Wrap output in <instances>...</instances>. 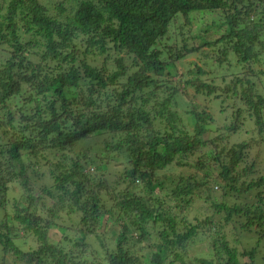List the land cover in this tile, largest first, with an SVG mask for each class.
<instances>
[{"label": "trees", "instance_id": "trees-1", "mask_svg": "<svg viewBox=\"0 0 264 264\" xmlns=\"http://www.w3.org/2000/svg\"><path fill=\"white\" fill-rule=\"evenodd\" d=\"M260 147L264 0H0V264H258Z\"/></svg>", "mask_w": 264, "mask_h": 264}, {"label": "rangeland", "instance_id": "rangeland-1", "mask_svg": "<svg viewBox=\"0 0 264 264\" xmlns=\"http://www.w3.org/2000/svg\"><path fill=\"white\" fill-rule=\"evenodd\" d=\"M192 17H193V25H192V29H190V31H191L192 36L193 35L195 36V38L192 41V43H194L195 45H199L202 42L200 39L201 38L200 35H203L205 33L204 30H205L206 24L211 23V21L215 22L214 26L211 28L212 34H214L215 32L219 33V32L224 30V28H220L217 25V23L220 20H222V16L219 15V12L211 13L208 11H197V12H194L192 14ZM207 36L210 37L209 34ZM200 57H201L200 52H198V53L191 55L188 58V60H198ZM181 71H184V68H182L180 70V73H181ZM174 79H178V77L175 76ZM197 100L199 102H201V104H203V105L204 104L209 105L211 107V109L214 110V114L216 116V121L214 123H212L211 126H209V131L204 134L205 139L213 138L215 135H217L218 133H220L222 130L225 129L224 128L225 124H229L231 122V119H233L231 116V109H230V107H226L227 109H225V111H220L218 101H214V100L212 101V100H209L208 98H205L203 96H199L197 98ZM244 115H245V117H249L248 113H245ZM250 128L251 127H248V126L240 127L241 130L234 133L232 135V137L230 138L231 139L230 144H233L235 142H240V141H242L246 138H249V137L251 138ZM262 149H263L262 147H260L258 149H253V154H252L254 156L256 163H258V165H260V166L263 165L262 162H263V157H264V152H262ZM207 150H208V152H212V154L214 153V151H212L211 148H208ZM209 162H210V168L209 169L210 170L213 169V171H212L213 175H217L218 171L215 170L214 160L210 158ZM115 166L116 165L113 164V166L111 168L112 171H114V170L120 171L124 167L123 165H119L118 167L117 166L115 167ZM183 170L187 173V172H189L190 169L188 167H186ZM263 171L264 170L261 168L260 173ZM15 186H16L15 189L16 190L18 189L19 192L15 191L13 193L15 195H21L23 193L22 187L20 185L16 184V185H13L11 187V189ZM204 203L199 202L198 206L205 207L206 209H208V211L210 213L215 210V208L210 206V204L208 205L207 203H205V204ZM1 215H3V209L0 207V216ZM66 222L67 221H63L62 223H60V225H57L56 227H54L50 231L51 239L53 241H55V242L59 241L63 237V235H64L63 226H66V225H64ZM105 222H106V219L103 220V224H105ZM100 228H101V230H103L104 226L101 225ZM93 238L95 239V237H93ZM257 238H258V236L253 234V235H249V236L244 235V237L242 239H243L244 243L250 247V245H253L257 242L256 241ZM251 242H253V244ZM36 244H37V241H36L35 237L33 235H30L27 237L26 241L22 244V246L24 249H29L31 246L35 247ZM259 246L260 247L258 249V253L256 254V261L258 262V264H264V239L262 240V242L260 243ZM202 249H205V244L194 245V246L190 247V254L193 255L194 253H196ZM3 255H4V253L2 252V246L0 245V258ZM6 262H7V264H24L23 262H21L19 260L15 261L14 256H7Z\"/></svg>", "mask_w": 264, "mask_h": 264}]
</instances>
